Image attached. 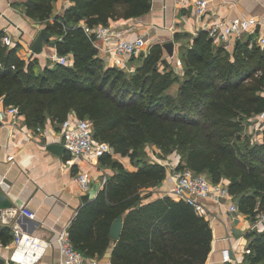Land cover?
<instances>
[{
    "label": "trees",
    "instance_id": "1",
    "mask_svg": "<svg viewBox=\"0 0 264 264\" xmlns=\"http://www.w3.org/2000/svg\"><path fill=\"white\" fill-rule=\"evenodd\" d=\"M54 1L25 0V12L45 24L56 36L57 52L72 54L73 63L38 72L37 60L21 57L19 43L4 44L0 31V96L33 126L48 117L61 123L71 111L89 118L97 139L137 165L129 170L114 161L117 170L69 225L75 247L86 257L102 256L113 240V220L127 212L112 264H205L213 240L209 219L169 195L143 201L141 189L160 184L167 174L165 164L145 160L143 148L177 150L180 167L226 183L251 219L264 211V130L261 141L242 135L249 117L264 110V48L248 37L230 52L202 30L182 47V76L164 57L162 43L132 57L135 68L129 71L107 64L85 25L141 16L152 0H72L62 15L53 14ZM245 235L251 249L246 260L264 263V229ZM10 237L0 230L3 242Z\"/></svg>",
    "mask_w": 264,
    "mask_h": 264
},
{
    "label": "crops",
    "instance_id": "2",
    "mask_svg": "<svg viewBox=\"0 0 264 264\" xmlns=\"http://www.w3.org/2000/svg\"><path fill=\"white\" fill-rule=\"evenodd\" d=\"M24 2L0 0V31L8 32L14 43H19L17 52L21 57L27 61L37 60L35 69L41 72L46 65L53 66L50 55L56 50V36L44 42L41 53L32 50L33 41L45 24L26 14ZM72 3V0H55L53 14L62 15ZM241 15H255L264 19V0H212L207 13L202 16L195 13L194 0H152L149 12L138 17L113 18L108 24L116 33L112 41L119 36L134 38L140 34H145L151 45L174 41L175 56H170L164 47V57L182 76V47L190 45L192 39L213 20ZM248 37L255 40L257 34L250 30L244 32L241 38ZM238 39L236 35L232 36V45L228 48L230 52L234 50ZM214 43L222 45L219 41ZM128 64L135 67L132 60ZM60 124L48 117L41 125L42 129L37 131L36 126L27 123L24 114L17 123L8 117L0 124V184L14 203L12 209L4 210L0 215V230H6L11 236L7 242L0 239V257L5 264H10V260L14 264L59 262L62 256L54 241L56 233L70 225L80 208L105 187L104 179L107 178L108 182L117 170L114 161L121 162L129 170L137 169L128 155L115 151L90 159L75 157L67 150L62 154L53 151L48 145L59 142ZM9 155L14 157L10 159ZM79 172L90 176V188L86 192L75 181V175ZM168 175L167 166L166 177L160 184L141 189V195L145 197L143 201L171 196L168 194ZM86 193L90 197L83 201L82 196ZM205 202L212 211L207 219L213 230L212 248L205 264H247L244 249L248 246V239L245 234L249 230L251 218L241 210L231 212L228 209L229 201L217 203L207 199ZM24 206L34 211L35 216L22 213L20 209ZM126 213L122 214L123 218ZM15 229L31 235V238L16 243ZM112 239L106 252L94 257L100 264H112V250L118 240ZM225 247H230L232 255V259L226 262L222 260V249Z\"/></svg>",
    "mask_w": 264,
    "mask_h": 264
},
{
    "label": "built area",
    "instance_id": "3",
    "mask_svg": "<svg viewBox=\"0 0 264 264\" xmlns=\"http://www.w3.org/2000/svg\"><path fill=\"white\" fill-rule=\"evenodd\" d=\"M212 0H194L195 13L199 16L205 15ZM86 32L90 35L94 45L97 47L98 54L107 62L108 65H116L126 68L129 71L134 70V66L128 64L132 57H138L146 53L152 46L145 34H140L134 38L119 36L117 40L112 41V36L116 33L110 24H97L93 27L85 25ZM208 36L214 41H219L226 49L232 45V36L238 38L246 31H252L257 34L255 41L264 48V19L251 15H241L230 18L219 17L213 20L205 29ZM118 35V34H117ZM2 42L9 47L16 44L12 36L4 31ZM53 65L57 62L70 65L73 63V55L59 54L57 50L50 55ZM0 66H2L0 60ZM75 113V114H74ZM22 114L19 108L13 104H5L4 97L0 96V122L4 123L5 119L12 117V122L17 120ZM252 120V126L260 129V139L263 138L264 130V110L249 117ZM37 131L42 129L41 125L35 127ZM59 143H62L66 150L75 157H102L107 153H114V147L104 140H99L94 135V126L89 118H82L76 112H69L67 117L61 121L59 131ZM157 153V151H154ZM154 153V155H155ZM14 156L9 155L12 159ZM154 157V156H153ZM172 162L161 159L155 155V160L168 166L169 175L168 194L178 200H185L190 203L200 214L209 218L212 211L208 208L206 200L222 203L229 201L228 209L231 212L240 211L239 203L235 200L234 195L230 192L229 186L222 182H214L204 172H195L187 166H181V155L176 151L171 154ZM75 181L80 189L86 192L90 188V176L88 173L79 172L75 175ZM107 178L104 179V186ZM20 211L30 217L35 216V212L29 207L24 206ZM264 229V211H259L251 219L249 230ZM31 235L24 233L22 230L15 229V242L20 243L23 239H30ZM55 243L58 245L61 253L59 262L50 264H100L97 258L86 257L77 249L72 241L69 225L62 227L55 235ZM251 249L247 246L244 252L249 253ZM232 259L230 247L222 249V260L229 261Z\"/></svg>",
    "mask_w": 264,
    "mask_h": 264
},
{
    "label": "water",
    "instance_id": "4",
    "mask_svg": "<svg viewBox=\"0 0 264 264\" xmlns=\"http://www.w3.org/2000/svg\"><path fill=\"white\" fill-rule=\"evenodd\" d=\"M50 38H52V33L48 31L45 27L42 28L39 31L35 40L33 41L32 50L36 53H41L44 49V42L49 40ZM163 45L168 51L169 55L173 56L174 55V41L171 40V41L164 42ZM48 147L59 154L64 153V151L66 150L65 146L59 142H52L48 145ZM89 197L90 195L86 193L82 196V199L83 201H87ZM13 207H14L13 201L8 195H6L4 188L0 184V215L3 213L4 210H9V209H12ZM123 226H124L123 215H119L113 220L111 224L110 236L115 239H119L122 234ZM9 262L10 264H14L12 260H10Z\"/></svg>",
    "mask_w": 264,
    "mask_h": 264
},
{
    "label": "rangeland",
    "instance_id": "5",
    "mask_svg": "<svg viewBox=\"0 0 264 264\" xmlns=\"http://www.w3.org/2000/svg\"><path fill=\"white\" fill-rule=\"evenodd\" d=\"M176 85L177 84H175L171 89H170V91H172V92H174V90H175V87H176ZM252 123H253V121L252 120H249L248 119V121H246V123L244 124V129H243V131H242V135L243 136H248L253 142H256V141H258L260 138V135L259 134H261L260 133V129H258L257 127L255 128V127H253L252 126ZM157 151V153H155L154 151ZM145 151V155H144V158H145V160H148V161H150V160H155L154 158H155V155L156 156H158V157H161V159H163V160H166V161H168V162H172L173 160H172V158H171V154H172V152H174V151H176V153H178V154H180V152H178L177 150H173V151H171V152H168V153H165L160 147H157V146H155V145H152V144H147L144 148H143V152ZM154 153H155V155H154ZM181 155V154H180ZM154 156V157H153ZM251 252V251H250ZM249 252V253H250ZM249 253H246V255L247 254H249ZM251 263V261H250V259L249 260H247V264H250ZM257 264H264L263 262H259V263H257Z\"/></svg>",
    "mask_w": 264,
    "mask_h": 264
},
{
    "label": "bare ground",
    "instance_id": "6",
    "mask_svg": "<svg viewBox=\"0 0 264 264\" xmlns=\"http://www.w3.org/2000/svg\"><path fill=\"white\" fill-rule=\"evenodd\" d=\"M175 56V55H174ZM175 58V57H174Z\"/></svg>",
    "mask_w": 264,
    "mask_h": 264
}]
</instances>
